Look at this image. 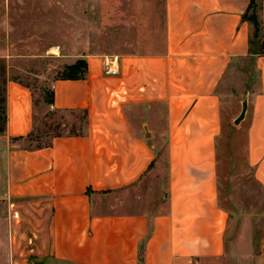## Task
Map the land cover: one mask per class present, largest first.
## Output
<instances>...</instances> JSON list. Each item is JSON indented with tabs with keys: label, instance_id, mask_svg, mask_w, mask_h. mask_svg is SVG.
<instances>
[{
	"label": "crops",
	"instance_id": "0c3cea01",
	"mask_svg": "<svg viewBox=\"0 0 264 264\" xmlns=\"http://www.w3.org/2000/svg\"><path fill=\"white\" fill-rule=\"evenodd\" d=\"M135 1L149 24L135 50L86 53L83 78L51 81L47 106L81 113L79 131L28 146L38 102L20 80L0 82V228L10 264H221L229 212L218 146L232 104L245 97L246 161L264 190V0H254L256 45L244 17L251 0ZM243 63L255 77L230 94ZM250 257L243 262L264 264V243Z\"/></svg>",
	"mask_w": 264,
	"mask_h": 264
},
{
	"label": "rangeland",
	"instance_id": "374dc122",
	"mask_svg": "<svg viewBox=\"0 0 264 264\" xmlns=\"http://www.w3.org/2000/svg\"><path fill=\"white\" fill-rule=\"evenodd\" d=\"M135 2L0 0V82L20 80L32 89L38 102L36 127L25 142L28 146L43 145L59 132L81 129V113L52 111L44 96L50 92L51 81L82 55H113L137 48L141 28L149 24L140 22L147 12ZM254 77L249 63L238 65L228 92L247 89L248 78ZM232 106L218 146L219 197L229 212L226 255L221 264H246V256L253 255L255 260L264 243V190L246 161V112L235 123L242 103ZM0 264H10L2 228Z\"/></svg>",
	"mask_w": 264,
	"mask_h": 264
},
{
	"label": "trees",
	"instance_id": "16d2710c",
	"mask_svg": "<svg viewBox=\"0 0 264 264\" xmlns=\"http://www.w3.org/2000/svg\"><path fill=\"white\" fill-rule=\"evenodd\" d=\"M259 7L254 0H251L244 17L252 24V33L250 43L256 45L260 41L261 23L259 18ZM86 61L84 59H77L74 63L66 66L58 78L61 79H80L86 74ZM52 93L48 92L44 96L45 103H51ZM5 125V109L4 96L0 87V132H3Z\"/></svg>",
	"mask_w": 264,
	"mask_h": 264
},
{
	"label": "water",
	"instance_id": "95a60500",
	"mask_svg": "<svg viewBox=\"0 0 264 264\" xmlns=\"http://www.w3.org/2000/svg\"><path fill=\"white\" fill-rule=\"evenodd\" d=\"M245 112H246V100L242 102L241 111L238 117L235 119V123H238L244 117Z\"/></svg>",
	"mask_w": 264,
	"mask_h": 264
}]
</instances>
